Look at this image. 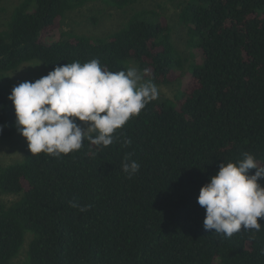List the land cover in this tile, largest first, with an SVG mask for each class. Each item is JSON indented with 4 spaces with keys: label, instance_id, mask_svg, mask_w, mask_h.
Listing matches in <instances>:
<instances>
[{
    "label": "trees",
    "instance_id": "obj_1",
    "mask_svg": "<svg viewBox=\"0 0 264 264\" xmlns=\"http://www.w3.org/2000/svg\"><path fill=\"white\" fill-rule=\"evenodd\" d=\"M87 1L21 0L0 30L1 139L18 132L4 73L30 61L54 70L99 59L118 72L134 60L156 86L178 81L189 61V80L182 96L180 86L178 95L147 104L108 147L85 141L60 157L29 151L22 162L0 165V190L16 196L0 204V264H12L27 231L33 238L22 264H264V218L259 231L229 238L205 230L198 204L221 164L250 153L264 167V0L182 3L198 62L184 60L166 16L153 10L135 12L105 37H57L66 14ZM103 1L124 9L137 0ZM128 154L140 164L132 178L122 169Z\"/></svg>",
    "mask_w": 264,
    "mask_h": 264
},
{
    "label": "clouds",
    "instance_id": "obj_2",
    "mask_svg": "<svg viewBox=\"0 0 264 264\" xmlns=\"http://www.w3.org/2000/svg\"><path fill=\"white\" fill-rule=\"evenodd\" d=\"M158 96L155 83L145 81L135 68L113 72L99 59H92L58 65L34 82H22L12 88L8 99L15 108L17 130L28 141L30 152L60 157L80 150L85 141L98 147L112 145L117 130ZM3 130L0 126V134ZM122 169L132 178L140 164L128 154ZM251 169H256L254 174ZM261 179L264 167L253 154L244 153L242 160L221 164L198 196V204L206 211L205 230L229 238L242 229L259 231V219L264 218ZM69 203L87 211V206Z\"/></svg>",
    "mask_w": 264,
    "mask_h": 264
},
{
    "label": "rangeland",
    "instance_id": "obj_3",
    "mask_svg": "<svg viewBox=\"0 0 264 264\" xmlns=\"http://www.w3.org/2000/svg\"><path fill=\"white\" fill-rule=\"evenodd\" d=\"M21 0H0V30L7 26L10 16L15 7ZM186 0H137L135 3L124 9H119L107 4L103 0H89L83 6L69 11L62 24V28L57 30V37L62 31H73L83 33L94 37H105L112 32L123 27L129 20L131 15L137 11L153 10L157 15L166 16L172 28V41L179 50L181 56L194 62L200 61L202 51L200 47H190L187 42V28L180 21V12L182 3ZM197 47V48H196ZM189 61H185V69L178 81L169 85H158L159 96L157 99H163L169 96L183 95L184 82L189 80L187 75V65ZM131 68H135L139 73L141 70L138 63L134 60L129 62ZM52 69L48 68L40 61H30L23 64L17 70L8 71L5 79L17 86L25 81H32L46 76ZM83 124V122H80ZM30 149L28 141L17 132L8 139L0 138V165L7 166L9 164L22 162ZM16 199L15 195L3 193L0 190V204H9ZM33 238V233L27 231L25 241L17 256L13 259L12 264H22L27 256L28 246Z\"/></svg>",
    "mask_w": 264,
    "mask_h": 264
}]
</instances>
